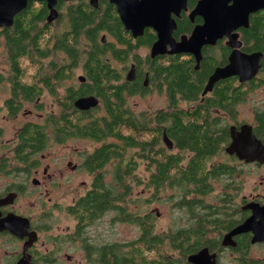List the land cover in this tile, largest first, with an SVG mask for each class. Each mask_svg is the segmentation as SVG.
<instances>
[{"label":"flooded vegetation","instance_id":"obj_1","mask_svg":"<svg viewBox=\"0 0 264 264\" xmlns=\"http://www.w3.org/2000/svg\"><path fill=\"white\" fill-rule=\"evenodd\" d=\"M93 1L56 0L55 17L49 20L51 7L46 0H28L12 25L0 27V52L8 64L0 66V264H89L93 256L118 264L127 240L91 244L87 232L96 219L107 215L108 226L129 223L137 227L136 245L142 246L140 203L134 204L139 214L134 222L126 221L119 211L125 206L123 185L117 199L107 197L101 202L92 197L94 186L101 181L113 184L115 171L125 168L123 153L116 158L105 156L115 148L102 145L113 142L123 147V139L116 132L75 129L90 122L124 121L130 98L149 95H165V105L152 111H131L162 128V141L163 126L177 119L186 129L205 124L211 137L208 151L213 154L208 165L217 169L214 187L197 209L185 206L180 226H171L186 232L185 260L177 264H264V6L232 15L233 0H221L213 8L204 0H151L147 7L153 10L152 24L135 34L126 28L125 20L133 15L135 21L137 16L140 20L136 11L142 0H122L125 18L115 2L97 0L94 5ZM94 11L101 16L110 13L105 24L119 27V36L105 28L99 30V38L105 35L102 42L107 43L103 54L107 67L104 75L99 74L100 84L108 88L106 94L100 93L101 88L92 90L88 69L83 67L79 73L62 47V42L75 43V27ZM219 15L228 17V23L206 25L211 16ZM197 27H203L193 40L203 42L200 57L189 50L169 51L172 43L189 40ZM160 35L167 51L152 56ZM55 55V68L24 67L19 61ZM62 55L64 64L70 65L64 75L72 81L64 88L57 82ZM187 65L191 71L184 69ZM181 67L180 74L187 80L176 85ZM52 74L57 75L55 82H44ZM80 74L84 81L79 80ZM27 87H32L35 99ZM87 95H95L99 103L87 109L75 106L77 98ZM103 96L124 103L118 105L110 98L108 107ZM64 102L70 109H64ZM165 110L167 114L160 113ZM61 122H70L74 131L57 135ZM233 135L241 150L251 155L249 159L227 151ZM49 141L54 146L46 148ZM195 156V151L186 150L188 160ZM151 168L156 169L157 163ZM154 209L149 213L155 215L151 227L156 233L154 218L162 213ZM201 250L204 254L199 262L189 259Z\"/></svg>","mask_w":264,"mask_h":264},{"label":"trees","instance_id":"obj_2","mask_svg":"<svg viewBox=\"0 0 264 264\" xmlns=\"http://www.w3.org/2000/svg\"><path fill=\"white\" fill-rule=\"evenodd\" d=\"M109 15L110 13L107 14L105 12V15L101 16L97 11H94L92 16L87 18L86 22L82 24L78 23L75 27L77 33L75 43L62 42V47L68 52L69 60L76 67H79L81 64L84 68L86 67L88 69V76L92 77L94 83L92 90L96 91L98 90L97 88H101L100 93L103 92L104 94H106L108 88L100 84V78L104 75V67H107L104 64L103 56L107 49V43H103L99 38V30L105 28L119 36L118 24H105L108 20L107 16ZM17 27L19 28L20 26L17 25ZM22 36H26V33L23 32ZM113 51L118 53L119 48L114 45ZM40 57H31L29 59L41 67H56L57 60L53 59V57ZM15 62L18 63V59ZM65 67H70V65L64 64L61 60V71L57 80L61 87L66 86V75H64ZM182 68L178 70L175 76L176 80L174 79V81L176 85L178 83L182 85L187 80L180 74ZM191 68V65L184 66V69L187 71H191ZM105 71L107 72L108 69ZM102 72L103 74L99 77V74ZM56 76L52 74V78H49L46 75L44 82L48 84L54 83ZM116 91L120 93L118 88ZM26 92L31 95V99H35V95L33 94L32 96V87H27ZM103 97L108 107L110 106L108 104L110 98L115 99L118 105H123L124 103V101L122 102L118 98L111 96ZM63 104L66 105L65 110L70 109V106H68L69 103L64 102ZM131 110L130 107H127L128 115L124 121L115 119L114 121L90 122L82 124L81 126L78 125V128L75 129L78 132H116L118 133V137L123 139V147L113 142L102 145L103 148H115L108 151V154L105 156L116 158L124 152L126 164L124 170L118 169L115 171L117 174L113 184L106 185L101 181L99 185L94 186L92 197L97 198L101 202H104L107 197L117 199L119 187L123 185L125 206L123 210L119 211L124 213L126 221L131 222H134L139 215L138 210L134 208V204L139 202L141 206L142 203L153 201L155 197H160V193L168 188L173 189V191L175 189L172 195L179 194L178 206L180 208L186 206L187 209H197V205L202 200V197L213 189V181L217 176V169L214 166L208 165L209 158L213 156L208 151L211 147L208 143L211 140V137H209V129L203 128L205 124L200 125L198 123L186 129L179 119H177L175 124L163 126V129L173 139V147L170 149L161 140L162 128H155L152 123L148 122V120L140 119ZM160 113L165 115L168 111L165 110ZM209 125L207 124V126ZM69 131H74L70 126V122H61V126L57 130V135ZM151 133L152 135H150ZM44 138L47 141L48 136L46 133H44ZM187 149L196 152L195 158L187 159ZM140 162L146 164L142 168L144 175L139 174L137 170ZM154 162L157 163L156 169L151 168ZM186 164H190V166ZM135 185L142 186V190L139 192L140 196L133 193V187ZM148 191L150 192V196L147 199H143L142 195ZM172 195L170 196L172 197ZM104 210L105 207L101 211L103 212ZM140 217L143 225L140 237L142 246L139 248L136 245L137 238L126 241L124 251L120 255V262L117 260L118 264H167L170 261L176 264L178 261L185 260L186 232L178 228L160 230L154 233L151 227L154 216L149 213V210L142 211ZM99 249V254H103V249ZM152 250L153 252H151ZM89 264L109 263L102 258L95 260L93 256V261Z\"/></svg>","mask_w":264,"mask_h":264},{"label":"water","instance_id":"obj_3","mask_svg":"<svg viewBox=\"0 0 264 264\" xmlns=\"http://www.w3.org/2000/svg\"><path fill=\"white\" fill-rule=\"evenodd\" d=\"M50 7H51V13L49 15V20H52L54 15V5L56 3V0H46ZM115 2L118 5V11L120 15H122L123 18H125L126 15V9L125 4L122 2V0H111ZM205 3L209 6V8H213L216 5H220L221 0H204ZM152 3L151 0H142L141 1V8L138 7L137 11L140 15L136 17H131L128 20H125L126 28L131 29L135 34H141L143 33L144 27L147 25H151V16L153 13V10L150 7H147L148 4ZM28 4V0H0V27H7L13 24L15 15L22 9H24ZM93 4H97V0L93 1ZM257 4V5H254ZM257 6H264V0H233V6L230 9L229 14H236L237 12L241 10L250 11L251 9H255ZM222 11V8H221ZM212 21H208L206 25L210 26V24H214L216 27L220 25L221 21L223 20V23H228V17L224 16H211ZM231 20H236V17H231ZM205 25V26H206ZM227 27V26H223ZM203 30V27H197L194 31V34L191 36L193 39L189 40H183L178 43H172V49L169 50L170 52H176V51H183V50H189L194 52L195 54H198V57H200V47L202 45V41H193L196 35L198 36L200 33V30ZM195 35V36H194ZM220 34H215V37ZM105 40V35L102 36V41ZM167 51L166 44H164L163 37L160 35V40L157 44H155L152 47L151 55L154 56L159 52ZM79 80L84 81L85 76L83 74H80L78 76ZM208 89V88H207ZM206 92V91H205ZM99 103V98L95 95H87V96H81L77 98L74 102L75 106L87 109L92 106H96ZM234 136V135H233ZM163 141L167 145L168 148L173 147V140L168 136L166 131L163 133ZM227 151L229 153H233L234 151H237L239 157L249 159L251 157L250 154L244 152L241 150L240 146L237 143V139L234 136V141L231 143V145L227 148ZM157 212L159 211V208L154 209ZM259 236H256L255 239H258ZM204 252L201 250L198 253L192 254L189 256V259L194 262H199Z\"/></svg>","mask_w":264,"mask_h":264},{"label":"rangeland","instance_id":"obj_4","mask_svg":"<svg viewBox=\"0 0 264 264\" xmlns=\"http://www.w3.org/2000/svg\"><path fill=\"white\" fill-rule=\"evenodd\" d=\"M112 39V37H110ZM53 59L57 60L56 55L52 56ZM31 58V57H30ZM61 60L63 63H66L64 60V57L62 55ZM20 64L24 67H34L38 66L36 63H33L29 58H22L19 60ZM7 60L4 57V53L0 52V66H7ZM78 72L80 73L83 70V66L80 64L79 67H77ZM76 81V80H75ZM71 80H65V85H68L71 83ZM65 87V86H64ZM62 87V88H64ZM62 90V89H61ZM46 102L48 100H45ZM166 103V96L165 95H152V96H146V97H139V96H133L130 98V108L135 110L136 112L142 111V110H154L159 109L160 107L164 106ZM29 107H32L29 105ZM49 107H47L46 112L49 111ZM148 113V112H146ZM48 115V113H46ZM46 119L44 117L42 120ZM154 125V124H153ZM154 132V131H153ZM152 135V133L150 134ZM80 141H77L79 143ZM81 143V142H80ZM53 143L50 141L48 144L46 143V148L53 147ZM89 147L93 146V144H88ZM177 151V150H174ZM124 156V152H123ZM124 164L125 163V156L123 158ZM145 161V160H143ZM213 159H210L209 162H212ZM144 165V162H140L138 165V173L141 175H144V171L142 170ZM108 174H111L110 172ZM79 180V179H78ZM107 182H110L108 179ZM80 187V186H79ZM81 188V187H80ZM142 190L141 185H135L133 187V193L137 196H140L139 192ZM175 192V189H166L160 193V197H155L153 201L142 203L140 206L141 211L150 210L158 207L160 212L162 213V216L160 218L155 217V230H170L171 226L173 227H179L178 220L181 218L182 213L185 211V207L180 208L178 206L179 202V194L172 195V193ZM135 195V196H136ZM172 195V197L170 196ZM150 196V192H146L144 195H142L143 199H147ZM155 216V215H154ZM110 215H107L106 218L109 219ZM105 217L96 219L92 225H90L87 228V232L90 235V237L93 240V243L91 244H102L105 241H120L125 242L126 240H132L136 238L137 233V227H135L133 224L125 223L123 225H112L108 226V221H106ZM153 252V250L151 251ZM171 254V252H170ZM86 261H84L85 263ZM175 264V263H174ZM177 264V263H176Z\"/></svg>","mask_w":264,"mask_h":264},{"label":"bare ground","instance_id":"obj_5","mask_svg":"<svg viewBox=\"0 0 264 264\" xmlns=\"http://www.w3.org/2000/svg\"><path fill=\"white\" fill-rule=\"evenodd\" d=\"M20 11H22V10H20ZM20 11H19V12H20Z\"/></svg>","mask_w":264,"mask_h":264}]
</instances>
